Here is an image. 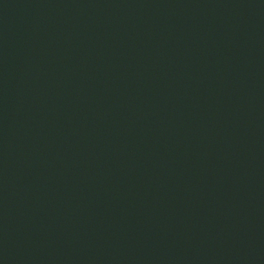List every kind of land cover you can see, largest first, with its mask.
I'll list each match as a JSON object with an SVG mask.
<instances>
[{
    "label": "water",
    "instance_id": "water-1",
    "mask_svg": "<svg viewBox=\"0 0 264 264\" xmlns=\"http://www.w3.org/2000/svg\"><path fill=\"white\" fill-rule=\"evenodd\" d=\"M0 264H264V0H0Z\"/></svg>",
    "mask_w": 264,
    "mask_h": 264
}]
</instances>
